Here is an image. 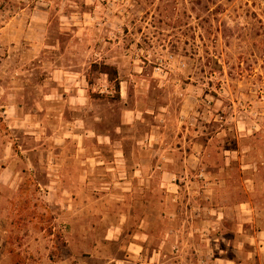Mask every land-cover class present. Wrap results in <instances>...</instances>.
<instances>
[{"label": "rangeland", "instance_id": "374dc122", "mask_svg": "<svg viewBox=\"0 0 264 264\" xmlns=\"http://www.w3.org/2000/svg\"><path fill=\"white\" fill-rule=\"evenodd\" d=\"M261 230L264 0H0V264H264Z\"/></svg>", "mask_w": 264, "mask_h": 264}, {"label": "trees", "instance_id": "16d2710c", "mask_svg": "<svg viewBox=\"0 0 264 264\" xmlns=\"http://www.w3.org/2000/svg\"><path fill=\"white\" fill-rule=\"evenodd\" d=\"M11 264H27L26 259H21L20 254H14Z\"/></svg>", "mask_w": 264, "mask_h": 264}, {"label": "crops", "instance_id": "0c3cea01", "mask_svg": "<svg viewBox=\"0 0 264 264\" xmlns=\"http://www.w3.org/2000/svg\"><path fill=\"white\" fill-rule=\"evenodd\" d=\"M240 206H241V205H240ZM258 237H261L262 239H264V230H261V231H260ZM258 249L261 251V253H264V242H260V243L258 244Z\"/></svg>", "mask_w": 264, "mask_h": 264}]
</instances>
